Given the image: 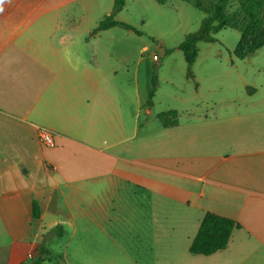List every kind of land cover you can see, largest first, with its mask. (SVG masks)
Masks as SVG:
<instances>
[{"label": "crops", "instance_id": "1", "mask_svg": "<svg viewBox=\"0 0 264 264\" xmlns=\"http://www.w3.org/2000/svg\"><path fill=\"white\" fill-rule=\"evenodd\" d=\"M97 3L0 0V264H31L43 245L51 263L46 238L67 225L103 249L79 264H121L134 248L139 264H166L167 250L172 264H264V101L157 112L154 96L147 108L140 72L99 50L113 28L93 34ZM187 87L167 95L185 102ZM172 110L178 125L165 128L158 115ZM206 213L241 228L225 250L193 255Z\"/></svg>", "mask_w": 264, "mask_h": 264}, {"label": "rangeland", "instance_id": "2", "mask_svg": "<svg viewBox=\"0 0 264 264\" xmlns=\"http://www.w3.org/2000/svg\"><path fill=\"white\" fill-rule=\"evenodd\" d=\"M96 1L99 2L100 23L112 11L114 0ZM213 2L203 0L205 5H212ZM226 13L231 16L238 14L243 27L247 26L237 0L228 1ZM260 15L264 20V4ZM205 17L206 13L182 0H169L164 5L156 0H126L125 7L116 19L133 26L140 34L115 27L110 35H104L98 47L100 51L106 49L111 53L116 60L117 72H140V85L145 90L151 87L152 76L155 74L159 82L157 97L155 94L154 99L157 112L165 110L169 105H177L182 109L195 105L198 111L204 109L211 112L220 105L263 102L264 46L247 58L238 59L234 50L241 34L236 29H223L215 35V43H198L199 53L192 67L194 77L187 76V63L179 46L189 34L199 30ZM173 76L175 84L171 85L167 79ZM186 80H189V84ZM184 86H188L184 92L187 101L181 102L167 95L175 90H183ZM251 89L256 90L255 95H249ZM165 217L169 215L166 213ZM64 228L62 237L50 235L47 238V246L52 251L49 259L51 263L47 264H79L104 257L100 253L103 249L100 246L95 248L90 237H81L73 226L67 225ZM135 236L137 238V234ZM165 236L178 243L184 239V234H179V229L175 230L168 222ZM129 243L139 242L131 239ZM186 254L189 256V253ZM177 256L180 255L167 250L163 257L166 264H172L171 260ZM116 258L121 264H139L144 255L138 248H134L126 256L118 253Z\"/></svg>", "mask_w": 264, "mask_h": 264}, {"label": "trees", "instance_id": "3", "mask_svg": "<svg viewBox=\"0 0 264 264\" xmlns=\"http://www.w3.org/2000/svg\"><path fill=\"white\" fill-rule=\"evenodd\" d=\"M159 4H166L169 0H156ZM191 3L196 9L206 13L199 30L189 34L180 44L179 50L184 54L187 63V76L193 78L192 67L198 57V43H215L217 41L215 35L223 29L232 28L240 32V40L234 50V55L238 59H245L264 46V20L260 15L263 7V0H237L239 4L240 14L243 15L244 21L247 23L243 27L239 15H228L226 13V5L229 0H213L212 5H205L203 0H182ZM126 5V0H115L112 11L107 15L93 31L97 34L114 27L139 33L133 26L120 22L116 16ZM152 85L148 90V99L146 107L152 109L154 106L153 98L155 96L158 80L155 74L152 76ZM250 93V91H249ZM158 119L163 127L169 128L178 125L177 111L163 112L158 115ZM41 209L37 202L33 204V218L39 219ZM241 226L236 221L214 213H206L200 224L197 235L193 239L189 251L193 255L210 256L217 252L225 250L230 242L232 233ZM50 235L62 237L64 230L62 227H55ZM48 238V237H47ZM46 238V240H47ZM50 255L45 246H41L33 258L31 264H44Z\"/></svg>", "mask_w": 264, "mask_h": 264}, {"label": "built area", "instance_id": "4", "mask_svg": "<svg viewBox=\"0 0 264 264\" xmlns=\"http://www.w3.org/2000/svg\"><path fill=\"white\" fill-rule=\"evenodd\" d=\"M39 137H40V140L44 146H53L54 145L53 133H51L47 130H40L39 131Z\"/></svg>", "mask_w": 264, "mask_h": 264}]
</instances>
